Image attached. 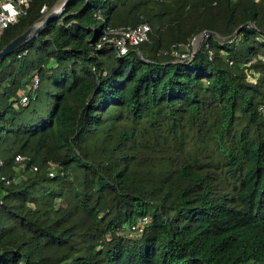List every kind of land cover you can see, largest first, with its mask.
I'll use <instances>...</instances> for the list:
<instances>
[{"label":"trees","instance_id":"16d2710c","mask_svg":"<svg viewBox=\"0 0 264 264\" xmlns=\"http://www.w3.org/2000/svg\"><path fill=\"white\" fill-rule=\"evenodd\" d=\"M0 156V264H264V0H71L0 61Z\"/></svg>","mask_w":264,"mask_h":264},{"label":"built area","instance_id":"2783aa9c","mask_svg":"<svg viewBox=\"0 0 264 264\" xmlns=\"http://www.w3.org/2000/svg\"><path fill=\"white\" fill-rule=\"evenodd\" d=\"M31 0H0V39L4 32V29L10 24L16 23L21 15L27 13L30 7ZM47 9L46 5H43L41 12H45ZM150 25L147 23H141L133 27H125L120 29H108L104 36L103 41L108 43H113L119 55H124L128 52L130 46L138 45L149 39ZM208 33L204 35L206 37ZM202 37V38H204ZM102 44L99 43L100 47ZM195 50V46L193 45ZM190 47L186 45V52L180 53L181 57H186L189 55ZM179 55V53H176ZM39 82V78L36 76L32 83L30 89L34 90ZM28 95L24 94L22 97V102L27 103ZM16 161L22 162L25 159V156L22 154H17L15 156ZM4 167V159L0 156V184L5 183L9 184L11 179L2 173ZM37 169V167H35ZM53 171L50 172V175H53ZM1 193V188H0ZM147 217H144L141 221L142 224L147 223ZM135 228V226L133 227Z\"/></svg>","mask_w":264,"mask_h":264},{"label":"water","instance_id":"95a60500","mask_svg":"<svg viewBox=\"0 0 264 264\" xmlns=\"http://www.w3.org/2000/svg\"><path fill=\"white\" fill-rule=\"evenodd\" d=\"M71 0H63V2L59 5V7H56L52 11H50L46 16H42L39 20V22L35 25L30 26L25 31L17 35L15 38H13L9 43H7L1 50H0V61L12 53L15 49L18 47L24 45L27 43L30 39H32L38 32H40L46 25L52 21L53 19L59 17L68 3ZM208 33L207 31H204L203 33H200L194 38L193 43H198L204 35ZM94 39V36L92 40Z\"/></svg>","mask_w":264,"mask_h":264},{"label":"rangeland","instance_id":"374dc122","mask_svg":"<svg viewBox=\"0 0 264 264\" xmlns=\"http://www.w3.org/2000/svg\"><path fill=\"white\" fill-rule=\"evenodd\" d=\"M63 2V0H60L59 4L57 5V7H59V5ZM194 41H192V46L194 45L195 48L198 46L199 42L197 43H193Z\"/></svg>","mask_w":264,"mask_h":264}]
</instances>
